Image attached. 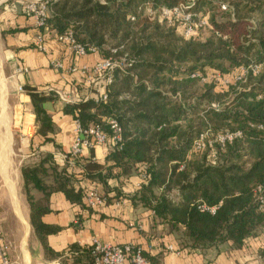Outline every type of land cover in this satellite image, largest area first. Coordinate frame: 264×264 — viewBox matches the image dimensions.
Returning <instances> with one entry per match:
<instances>
[{"label": "trees", "instance_id": "16d2710c", "mask_svg": "<svg viewBox=\"0 0 264 264\" xmlns=\"http://www.w3.org/2000/svg\"><path fill=\"white\" fill-rule=\"evenodd\" d=\"M192 1L51 0L50 31L72 32L78 43L98 48L101 59L127 56L133 61L131 68L116 73L107 104L65 106L64 113L79 119L85 129L101 126L111 136L107 122L115 120L123 131L121 145L105 146L106 165L93 177L95 182L107 188L111 180L145 176L147 181L129 200L151 212L154 222L166 226L180 246L194 251L220 246L241 250L264 230V214L253 194L264 183V99L257 100L264 96V0H195L194 13H211L213 29L204 41L201 36L187 41L146 13L149 7L174 9ZM223 5L230 12H222ZM254 65L261 70L257 77L248 75L246 83L223 95L214 94V86L199 87L191 78L208 69L228 75ZM25 91L37 136L47 143L54 122L44 106L57 98ZM225 96H232V101L223 103ZM223 132H241L243 138L225 148L193 151L202 135L213 141ZM68 168H60L47 155L38 166L21 171L29 223L51 256L47 238L61 229L42 222L50 212L49 198L62 193L72 205L86 208L85 191L75 187ZM34 193L43 199L37 201ZM201 205L219 211L215 216L201 213ZM90 252L91 248L69 249L76 264H90Z\"/></svg>", "mask_w": 264, "mask_h": 264}, {"label": "crops", "instance_id": "0c3cea01", "mask_svg": "<svg viewBox=\"0 0 264 264\" xmlns=\"http://www.w3.org/2000/svg\"><path fill=\"white\" fill-rule=\"evenodd\" d=\"M25 1L4 0L1 4L0 25L3 34L1 35L5 39L1 54L12 74L17 75L18 69L27 72L18 75L17 89L23 88L24 92L28 88L37 92L53 89L76 99L83 97L86 92L84 76L81 73L76 75L57 73L51 64L59 60L67 65L77 64L83 68L99 62L100 55H91L79 61L72 59L57 44L54 31H50L48 35V53L39 54L33 44L36 35L34 22L25 15L21 5ZM26 99L29 115H26L20 128L21 143L18 147V157L27 167L38 166L47 155H50L60 168L65 166L57 155H69L71 152L73 115L64 113L65 105L58 99L50 103L52 110L46 111L53 119L54 134L46 143L43 138L37 136L38 126L31 99L28 96ZM0 120L7 136L0 152V171L7 177L8 168L5 163L11 151L12 136L7 116L0 115ZM107 155L105 147H97L93 151H86L75 167L68 168L77 189L96 190L100 195L108 197L109 201L105 206L88 210L84 206L72 205L62 193L49 198L47 207L50 212L42 218V222L46 226L61 229L57 235L47 238V247L52 256L45 252L34 234L29 223L30 208L26 218L22 214L18 216L20 218L18 225L21 226L14 224L13 233L23 228V239L19 241L12 236V232H8V235L3 232L1 226L6 228L5 220L4 218L2 220L0 214V228L11 248L12 264H76L73 256H68L70 247L89 249L95 240L114 246L133 245L144 252L150 264H252L257 257L264 258V230L258 237L247 240L241 250L228 246L207 251L184 249L166 226L154 222L151 212L140 205L135 207L130 202L129 198L144 184L141 178L134 175L129 180H111L107 188L93 180L106 165ZM8 165L11 169V162ZM20 179L23 183L21 173ZM34 195L37 201L43 199L38 193ZM18 246L21 256L17 255ZM169 248H173V251Z\"/></svg>", "mask_w": 264, "mask_h": 264}, {"label": "built area", "instance_id": "2783aa9c", "mask_svg": "<svg viewBox=\"0 0 264 264\" xmlns=\"http://www.w3.org/2000/svg\"><path fill=\"white\" fill-rule=\"evenodd\" d=\"M50 2L51 0H26L21 4L25 15L34 22L36 35L33 44L35 50L42 55H46L49 50L48 35L50 34V30L48 28V19L50 15ZM194 2L195 0L174 9L164 8L154 10L149 7L146 13L153 20L158 19L168 27L175 28L185 40L190 41L199 38L202 31H212L213 29L209 16H201L192 11ZM221 9L230 12L227 6L223 5ZM131 20L134 22L135 18ZM56 42L76 61L85 59L91 55H100L99 49L95 46H85L78 43L72 32H67L63 35L56 34ZM112 53L115 55L116 51ZM132 65L133 61L127 58V56L117 59L113 57L101 59L94 65L83 68H80L77 64L67 65L64 61H54L51 67L57 73H65L66 75L81 73L84 76L86 85L85 95L76 99L69 95L56 92L53 89L40 93L44 95L47 93L48 96L54 95L63 105L75 109H79L81 106L90 103L96 105L107 104L110 99L109 90L114 82L116 73L131 68ZM260 71V68L255 65L248 68H241L239 70V76L235 78L236 85L246 83V78L250 74L257 77ZM25 73H27L26 70H17L18 75ZM191 78L202 82L205 81V78L200 76V74H195ZM222 78L223 75L221 74L219 80ZM227 86V89L232 87L230 84ZM19 91L24 92V89L19 88ZM263 99L264 96L257 98L258 101H262ZM107 124L110 128L111 136L105 133L101 126L85 129L82 122L75 117L73 122L71 152L69 155H57L62 163L68 167H75L86 151L93 150L97 147H105L110 142L115 146L121 145L123 131L118 122L110 120ZM260 130H263V128L260 127ZM242 138L243 134L241 132H223L217 135L213 141H210V136L202 135L194 144L193 151L196 154L204 153L208 148H213L214 145L225 148ZM213 159L215 160V155H213ZM142 181L144 183L147 181L145 176L142 177ZM85 194V205L88 210H95L107 204V198L100 195L96 190L85 191ZM253 194L259 211L264 214V183L258 185L254 189ZM199 210L201 213H208L215 216L219 211V207L201 205ZM169 250L173 251V248H169ZM10 252L11 248L0 228V264H12ZM143 254L144 252L141 249L133 245L114 246L95 240L91 246L90 256L92 262L90 264H150L144 258ZM68 256L72 257L73 255L68 252ZM252 264H264V258L257 257Z\"/></svg>", "mask_w": 264, "mask_h": 264}, {"label": "rangeland", "instance_id": "374dc122", "mask_svg": "<svg viewBox=\"0 0 264 264\" xmlns=\"http://www.w3.org/2000/svg\"><path fill=\"white\" fill-rule=\"evenodd\" d=\"M4 0H0V20H2L1 4ZM15 2V1H13ZM227 6V5H224ZM228 7V6H227ZM222 12L228 13L226 11ZM201 15V13H199ZM206 16H210L211 13L207 12ZM4 20V19H3ZM1 24V23H0ZM177 35L182 37L180 33L176 31ZM210 31H202L201 39L207 40L210 38ZM1 25H0V115L5 114L8 119L10 131H11V151L7 155V160L5 166L7 169V177L4 176L3 172L0 171V214L2 220H5V227H3V232L6 234L12 232V236L17 239V241L23 238V228L19 232L13 233L14 224L18 225L20 218L18 217L22 214L26 218L27 211L29 210L26 193L23 187L22 180L20 179V173L25 166L22 159L19 158L18 147L21 143V126L23 120L29 115L27 112L28 100L25 94L26 92H20L16 87L18 74H12L9 69L8 63L4 60L1 51L4 47V37H2ZM240 70V69H239ZM239 70L234 71L228 75H223V78L219 80L220 72L214 70H206L205 75H201L205 78V81H199L198 86L203 88L205 85L214 86V94L223 95L225 92H229L227 85L235 86V78L239 76ZM232 101V96H225L223 103H229ZM6 130L2 127L0 120V152L2 151L3 143L6 140ZM11 162V169L9 168V163ZM20 172V173H19ZM19 227L21 225H18ZM19 227H16L18 229ZM8 235V234H7ZM11 235L9 237H11ZM19 251V246H18ZM21 256V251L17 253Z\"/></svg>", "mask_w": 264, "mask_h": 264}, {"label": "water", "instance_id": "95a60500", "mask_svg": "<svg viewBox=\"0 0 264 264\" xmlns=\"http://www.w3.org/2000/svg\"><path fill=\"white\" fill-rule=\"evenodd\" d=\"M44 108H45L46 110H50V111L52 110V106H51L50 104H49V105H45Z\"/></svg>", "mask_w": 264, "mask_h": 264}]
</instances>
